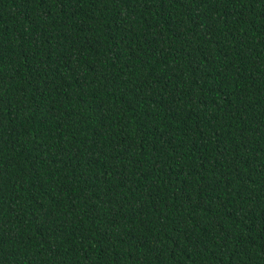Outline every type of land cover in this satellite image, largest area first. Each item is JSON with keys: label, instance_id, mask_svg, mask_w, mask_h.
<instances>
[{"label": "trees", "instance_id": "trees-1", "mask_svg": "<svg viewBox=\"0 0 264 264\" xmlns=\"http://www.w3.org/2000/svg\"><path fill=\"white\" fill-rule=\"evenodd\" d=\"M0 264H264V0H0Z\"/></svg>", "mask_w": 264, "mask_h": 264}]
</instances>
